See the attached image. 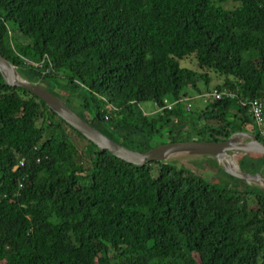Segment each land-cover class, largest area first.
I'll list each match as a JSON object with an SVG mask.
<instances>
[{
    "label": "trees",
    "instance_id": "obj_1",
    "mask_svg": "<svg viewBox=\"0 0 264 264\" xmlns=\"http://www.w3.org/2000/svg\"><path fill=\"white\" fill-rule=\"evenodd\" d=\"M189 55L233 97L190 115L178 100L208 76L179 67ZM0 56L130 151L234 133L264 145L249 114L252 100L264 107V0H0ZM163 100L175 104L149 117L139 109ZM67 130L82 137L0 76V264H264L261 187L225 174L234 186L215 188L181 166H135L87 140L84 155ZM237 167L264 180V156H241Z\"/></svg>",
    "mask_w": 264,
    "mask_h": 264
},
{
    "label": "water",
    "instance_id": "obj_2",
    "mask_svg": "<svg viewBox=\"0 0 264 264\" xmlns=\"http://www.w3.org/2000/svg\"><path fill=\"white\" fill-rule=\"evenodd\" d=\"M0 76L4 85L25 90L30 95L40 100L66 125L78 132V134H80L88 142L92 143L98 150H106L110 155L119 160L135 166H142L145 163L162 161L169 155L178 152L191 153L195 155H207L215 159L225 174L238 180H242L247 184L254 183L264 190V180L260 175H247L237 172L233 170L224 160L225 153L228 151H237L243 154L264 156V145L259 142L254 135L245 133L234 134L243 136L247 140L244 143H237L233 137L234 135H231L223 142L191 141L166 143L156 146L145 153L133 152L99 134L83 119L79 118L75 113L67 108L59 99L41 86L18 79L13 67L1 56ZM237 168L238 167L235 166L236 170Z\"/></svg>",
    "mask_w": 264,
    "mask_h": 264
},
{
    "label": "rangeland",
    "instance_id": "obj_3",
    "mask_svg": "<svg viewBox=\"0 0 264 264\" xmlns=\"http://www.w3.org/2000/svg\"><path fill=\"white\" fill-rule=\"evenodd\" d=\"M234 6L235 4L231 2H227L221 5L223 9H231ZM7 27L10 30V35L12 38H14L15 40H17L18 42L22 44L27 43V41L24 38L20 37L18 33L14 31L13 25L10 22L7 23ZM178 64L180 68L189 69L191 71H196L198 73H206L208 76L207 86H204L203 83L199 81L196 84L197 91H192L190 89L186 90L188 91L187 102L190 104L189 114L193 115L195 113L200 112L204 108L206 102L212 100V98L209 97L207 94L210 93L212 89H214L216 86H220L223 81V78L206 69L199 70L196 66V61L193 55H189L179 60ZM16 76L18 79L24 80L20 78L17 74ZM35 80L37 81V83H39L37 80V77H35ZM58 97L59 99L63 101V99L65 98V95L60 94V96ZM139 109L145 116H148V117L153 115L155 111L154 105L151 102H144V103L139 104ZM67 134L70 140L78 147V149H81L85 155L86 146H87L86 140L83 139L82 137L75 135L73 132L69 130H67ZM233 137L237 143H244L247 141L243 136L234 135ZM154 141L157 144L164 143V140L155 139ZM244 155L246 154H243L237 151H228L225 153L224 160L225 162H227L228 165L229 163H232L233 165L237 166V160L239 159V157L244 156ZM213 161H215V159L212 158L211 156L195 155V154L185 153V152H178V153L171 154L168 157H166V159L162 160V162L164 163H168L176 167L181 166L187 169L188 171L192 173L194 177H199L200 179L207 182L212 187L220 189V188H224V187L231 186V185L234 186V182L229 180V178L226 176L227 174L225 175L223 171H222L223 173H221L220 171H218V169H216L213 166L212 164ZM156 168H157L156 165L151 166V174L153 176H155ZM235 171L239 172L238 168ZM248 185H256V184L249 183ZM238 187H242V184L238 183Z\"/></svg>",
    "mask_w": 264,
    "mask_h": 264
},
{
    "label": "built area",
    "instance_id": "obj_4",
    "mask_svg": "<svg viewBox=\"0 0 264 264\" xmlns=\"http://www.w3.org/2000/svg\"><path fill=\"white\" fill-rule=\"evenodd\" d=\"M33 67H40V64H31ZM213 100H219L222 98H232L233 94L227 90H216L212 89L210 93L207 94ZM188 99H180L178 102L184 103L185 110L188 111L190 109V104L187 102ZM175 103H170L166 100H163L162 106L158 107L154 105L155 111L161 112L162 110H170ZM249 114L253 120L254 127L256 130L257 137L264 142V107L259 100H252L249 103ZM23 161L20 160L18 162V166L21 167Z\"/></svg>",
    "mask_w": 264,
    "mask_h": 264
},
{
    "label": "bare ground",
    "instance_id": "obj_5",
    "mask_svg": "<svg viewBox=\"0 0 264 264\" xmlns=\"http://www.w3.org/2000/svg\"><path fill=\"white\" fill-rule=\"evenodd\" d=\"M229 166H230L233 170H236V169H235V165H233L232 163H229Z\"/></svg>",
    "mask_w": 264,
    "mask_h": 264
}]
</instances>
